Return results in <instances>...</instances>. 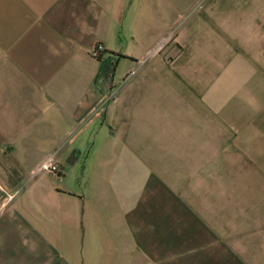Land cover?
Segmentation results:
<instances>
[{"label": "crops", "instance_id": "1", "mask_svg": "<svg viewBox=\"0 0 264 264\" xmlns=\"http://www.w3.org/2000/svg\"><path fill=\"white\" fill-rule=\"evenodd\" d=\"M0 264H264V0H0Z\"/></svg>", "mask_w": 264, "mask_h": 264}, {"label": "built area", "instance_id": "2", "mask_svg": "<svg viewBox=\"0 0 264 264\" xmlns=\"http://www.w3.org/2000/svg\"><path fill=\"white\" fill-rule=\"evenodd\" d=\"M104 51V47L101 43H97L94 49L92 50V55L96 58L101 56V53ZM42 168L50 171L51 173L59 176L61 174V167L55 162H46L42 164Z\"/></svg>", "mask_w": 264, "mask_h": 264}, {"label": "rangeland", "instance_id": "3", "mask_svg": "<svg viewBox=\"0 0 264 264\" xmlns=\"http://www.w3.org/2000/svg\"><path fill=\"white\" fill-rule=\"evenodd\" d=\"M80 168V164H78L77 166H76V169L78 170Z\"/></svg>", "mask_w": 264, "mask_h": 264}, {"label": "trees", "instance_id": "4", "mask_svg": "<svg viewBox=\"0 0 264 264\" xmlns=\"http://www.w3.org/2000/svg\"><path fill=\"white\" fill-rule=\"evenodd\" d=\"M70 159H71V157H70Z\"/></svg>", "mask_w": 264, "mask_h": 264}]
</instances>
